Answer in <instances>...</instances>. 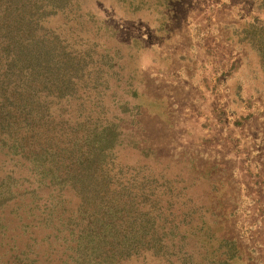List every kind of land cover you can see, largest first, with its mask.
I'll list each match as a JSON object with an SVG mask.
<instances>
[{
	"label": "trees",
	"instance_id": "trees-1",
	"mask_svg": "<svg viewBox=\"0 0 264 264\" xmlns=\"http://www.w3.org/2000/svg\"><path fill=\"white\" fill-rule=\"evenodd\" d=\"M90 14L83 0H0V264L232 263L236 240L197 239L209 227L187 179L132 135V73ZM85 16L97 30L83 46ZM242 34L264 66V24Z\"/></svg>",
	"mask_w": 264,
	"mask_h": 264
},
{
	"label": "rangeland",
	"instance_id": "rangeland-1",
	"mask_svg": "<svg viewBox=\"0 0 264 264\" xmlns=\"http://www.w3.org/2000/svg\"><path fill=\"white\" fill-rule=\"evenodd\" d=\"M83 5L104 27L100 46L117 49L132 73V102L143 111L132 135L150 147L149 159L185 176L207 218L197 239L234 238L230 264H264V66L242 40L247 23L264 24V0ZM85 17L83 46L97 30ZM140 156L129 146L121 152L131 162Z\"/></svg>",
	"mask_w": 264,
	"mask_h": 264
}]
</instances>
